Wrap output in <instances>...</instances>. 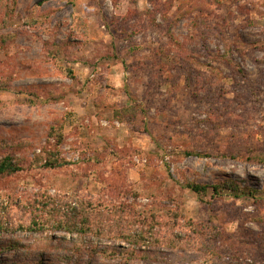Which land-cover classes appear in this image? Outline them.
I'll return each instance as SVG.
<instances>
[{"label":"rangeland","instance_id":"374dc122","mask_svg":"<svg viewBox=\"0 0 264 264\" xmlns=\"http://www.w3.org/2000/svg\"><path fill=\"white\" fill-rule=\"evenodd\" d=\"M10 156L0 264H264V0H0Z\"/></svg>","mask_w":264,"mask_h":264},{"label":"trees","instance_id":"16d2710c","mask_svg":"<svg viewBox=\"0 0 264 264\" xmlns=\"http://www.w3.org/2000/svg\"><path fill=\"white\" fill-rule=\"evenodd\" d=\"M134 112H138V110H135V109L130 110V113H134ZM59 138L62 139V136H60ZM185 155L186 156H190V157H198V158L205 157V155H202L201 153H197V152H186ZM48 165L50 167L54 168V167H58L57 165H59V163L58 162H53V161L50 162L49 161ZM23 170H24V168L19 163H17V161L11 156L10 157H6V158H4L3 160L0 161V177H4V176H7V175L12 176V175H15L17 173L22 172ZM186 188L191 190L192 192H194L198 196H200L202 200H204V198L207 196L208 187H206V186H201V185H198V184H188L186 186ZM213 190L215 191L216 194H218L220 189H219V187L214 186ZM232 190H233V192H236L238 189L233 187ZM97 215H99V213H97ZM63 217H64V219H67V220L70 219L69 224H71V225L74 224L75 229L69 228L68 231L69 232H72V231L73 232H77L82 237H87L91 233L97 234V227L94 226V225H96V223H98V225L103 223V220L94 219V218H91L90 216H85V214H81V213L79 214L78 213V216H77L76 210L72 211V212H69V213H66L64 211ZM72 219L76 220L75 223L71 222ZM141 237L143 238L141 240H146V236L144 234H142ZM129 238L130 239H128V240H133L135 238L137 239L136 236H131V235L129 236Z\"/></svg>","mask_w":264,"mask_h":264}]
</instances>
